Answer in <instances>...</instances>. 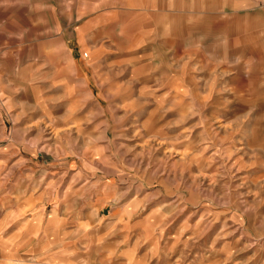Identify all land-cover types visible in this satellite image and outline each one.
<instances>
[{
	"label": "clouds",
	"instance_id": "9594fccd",
	"mask_svg": "<svg viewBox=\"0 0 264 264\" xmlns=\"http://www.w3.org/2000/svg\"><path fill=\"white\" fill-rule=\"evenodd\" d=\"M0 264H264V0H0Z\"/></svg>",
	"mask_w": 264,
	"mask_h": 264
},
{
	"label": "rangeland",
	"instance_id": "374dc122",
	"mask_svg": "<svg viewBox=\"0 0 264 264\" xmlns=\"http://www.w3.org/2000/svg\"><path fill=\"white\" fill-rule=\"evenodd\" d=\"M104 211L108 214L109 213V211H111L112 212V210H111V208L110 207H107V206H105L104 207ZM113 213V212H112ZM118 212H116V213H114V214H117ZM113 215V214H112ZM117 215H119V214H117ZM115 216V215H114Z\"/></svg>",
	"mask_w": 264,
	"mask_h": 264
},
{
	"label": "crops",
	"instance_id": "0c3cea01",
	"mask_svg": "<svg viewBox=\"0 0 264 264\" xmlns=\"http://www.w3.org/2000/svg\"><path fill=\"white\" fill-rule=\"evenodd\" d=\"M110 212H111V211H109V213H110ZM116 212H118L117 214H119V210H117ZM116 212H113L112 214H113V215H117V214H114V213H116ZM109 213H108V214H109ZM102 214L105 215V216L108 215V214L104 211V208H103V210H102Z\"/></svg>",
	"mask_w": 264,
	"mask_h": 264
}]
</instances>
